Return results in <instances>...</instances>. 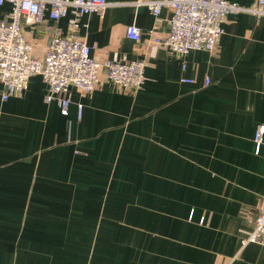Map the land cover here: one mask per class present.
I'll use <instances>...</instances> for the list:
<instances>
[{"label":"crops","instance_id":"crops-1","mask_svg":"<svg viewBox=\"0 0 264 264\" xmlns=\"http://www.w3.org/2000/svg\"><path fill=\"white\" fill-rule=\"evenodd\" d=\"M138 1L107 0L76 34L98 60H145L141 89L102 68L64 115L41 75L6 101L0 84V264H264L263 243L241 242L264 210V14L229 13L214 50L183 55L149 33H169L171 9ZM73 16L24 25L33 54Z\"/></svg>","mask_w":264,"mask_h":264},{"label":"built area","instance_id":"built-area-1","mask_svg":"<svg viewBox=\"0 0 264 264\" xmlns=\"http://www.w3.org/2000/svg\"><path fill=\"white\" fill-rule=\"evenodd\" d=\"M11 4L6 17H0V84L4 91V101L11 97H21L28 87L30 78L41 75L47 84L45 100L56 101L64 115L68 114L71 103L70 89L77 87L91 93L100 83V70L106 69L107 78L124 88L141 89L147 77L146 61L129 60L117 53L112 58L98 60L91 54V46L76 31L81 26V16L92 12L103 13L107 0H0ZM155 17L163 8H170V31L160 37L153 30V42L164 45L174 52L186 55L193 50L212 51L224 33L223 23L229 13L252 12L264 14V0L257 7L248 8L228 0H141ZM74 16L69 23L72 33H64L56 26L47 45L44 56L33 54V46L26 37L24 25L43 23L48 17L53 21L66 17L69 12ZM127 37L140 41L142 31L136 24L127 27ZM184 82L194 79L184 78ZM210 83L207 78L205 85ZM82 105L79 108L81 115ZM264 126L255 135L256 152H260L263 142ZM247 243L264 244V210L258 215L251 234L242 239Z\"/></svg>","mask_w":264,"mask_h":264}]
</instances>
